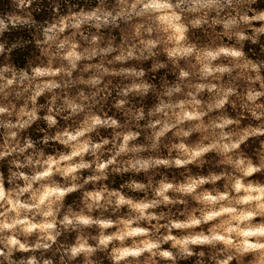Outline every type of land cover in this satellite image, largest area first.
<instances>
[{"label": "clouds", "instance_id": "9594fccd", "mask_svg": "<svg viewBox=\"0 0 264 264\" xmlns=\"http://www.w3.org/2000/svg\"><path fill=\"white\" fill-rule=\"evenodd\" d=\"M0 264H264V0H0Z\"/></svg>", "mask_w": 264, "mask_h": 264}]
</instances>
